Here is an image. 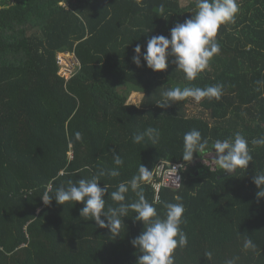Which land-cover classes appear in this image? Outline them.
Segmentation results:
<instances>
[{
  "label": "trees",
  "instance_id": "1",
  "mask_svg": "<svg viewBox=\"0 0 264 264\" xmlns=\"http://www.w3.org/2000/svg\"><path fill=\"white\" fill-rule=\"evenodd\" d=\"M197 0H0V264H136L131 241L143 231L129 210L120 236L80 217L83 203L45 205L43 192L90 179L99 170L123 165L117 177H101L108 187L105 210L119 202L111 192L141 165L154 172L159 161L179 167L181 186L161 187L156 199L152 176L145 198L163 218V203L184 205L181 229L186 247L175 264H264V198H257L254 175L264 173V0H238L235 23L221 25L220 52L189 81L169 64L153 72L132 62L151 36L169 35L196 12ZM165 7L164 15L159 6ZM73 52L69 78L59 73L57 54ZM171 59V58H170ZM222 85L219 100L205 98L195 113L187 98L160 108L162 93L179 86ZM132 92L142 94L131 102ZM194 101V100H193ZM159 129L155 145L132 137ZM199 130L207 152L182 160L183 136ZM81 134L77 140L75 133ZM240 133L253 159L229 175L211 165L212 145ZM208 159V162H205ZM195 193V195H192ZM137 199L129 189L125 203ZM103 219V217H102ZM255 249H245V240ZM211 252L212 257H205Z\"/></svg>",
  "mask_w": 264,
  "mask_h": 264
},
{
  "label": "clouds",
  "instance_id": "2",
  "mask_svg": "<svg viewBox=\"0 0 264 264\" xmlns=\"http://www.w3.org/2000/svg\"><path fill=\"white\" fill-rule=\"evenodd\" d=\"M240 11L238 0H197L196 12L183 23H177L169 30V35L151 36L147 39L144 52L141 53V45L137 44L133 49L132 62L144 66L153 72H161L167 69L169 64H175L176 69L185 74L189 81L195 80L204 71L211 59L220 52V44L215 39L221 25L235 23L236 16ZM165 7L159 6V13L164 15ZM171 58V59H170ZM223 94L222 85H211L205 88L200 87H173L162 93L163 100L157 106L165 108L169 103L183 101L192 98L199 103L205 98L219 100ZM77 140L81 139L79 132L75 133ZM147 137L153 145L160 139L159 129L148 127L143 133L132 137L134 143H141ZM255 145H264V138L254 139ZM208 141L202 138L199 130L193 129L183 136L182 160L190 163L193 154L207 152ZM211 165L218 166L222 172L229 175L237 169L246 170L253 157L250 154L248 141L236 133L234 138L217 140L212 145ZM113 162L116 168L105 171L99 170L90 179H80L76 182L69 180L67 186H61L50 192H43L41 200L45 205H50L53 200L59 205L67 202L83 203L80 209V217L86 220H93L101 229H108L114 238L120 236L123 217H126L129 210L135 213L134 220L143 224V231L135 237L131 244L141 253L136 264H175L174 252L180 247H186L188 238L181 229L183 223L184 205L182 197H173L177 203H163L165 209L163 218L158 214L156 207L150 203L144 195L143 183L152 180L153 172L145 166L138 168V173L128 182H121L117 189L111 192V199L119 202L118 206H109L105 210L106 200L104 196L108 187L99 186L101 177L107 175L117 177L120 175L119 167L123 165L120 155L113 154ZM184 164L180 168H184ZM174 175V182L177 188L181 186L180 177L177 174V167L170 166ZM182 178V177H181ZM253 183L257 187V198H264V173L254 175ZM131 189L137 199L132 203H125L126 193ZM195 195V193H192ZM103 217V219H102ZM256 245L248 239L244 242L245 249H255ZM205 257L211 259L212 253L206 252ZM237 258L228 259L225 264H236Z\"/></svg>",
  "mask_w": 264,
  "mask_h": 264
},
{
  "label": "built area",
  "instance_id": "3",
  "mask_svg": "<svg viewBox=\"0 0 264 264\" xmlns=\"http://www.w3.org/2000/svg\"><path fill=\"white\" fill-rule=\"evenodd\" d=\"M65 53H70V52H65ZM73 54V53H72ZM57 58H59L58 54H57ZM59 60V59H58ZM73 60H75L74 54H73ZM58 63V61H57ZM59 64V63H58ZM76 62L74 63L75 66ZM72 72V71H71ZM60 73V72H59ZM65 76H70L71 74H62ZM170 166H175L177 167V174L180 177L179 183L181 184V174L179 172V167L180 164L179 163H172V162H167V161H159V163L156 165L155 169H154V175H156V178L158 180H154L153 181V187L156 191V199L159 197L158 196V192L160 190L161 187H169V188H177L174 182V175L171 171Z\"/></svg>",
  "mask_w": 264,
  "mask_h": 264
},
{
  "label": "rangeland",
  "instance_id": "4",
  "mask_svg": "<svg viewBox=\"0 0 264 264\" xmlns=\"http://www.w3.org/2000/svg\"><path fill=\"white\" fill-rule=\"evenodd\" d=\"M12 2H14V0H10ZM189 0H180L181 4H186ZM73 53V52H72ZM71 52L70 53H58L59 58H57L58 61V65L60 67V74H71V71L74 68V63L76 62L75 65H79L78 60L76 59L75 55V60H73V54ZM59 59V60H58ZM64 76L66 79L69 78L70 76ZM142 94L140 92H132L129 96V100L131 102H135V103H139L140 99H141ZM198 105L195 103V101L190 100V102L188 101V112L190 113H195L197 110ZM205 162H208V159H205Z\"/></svg>",
  "mask_w": 264,
  "mask_h": 264
}]
</instances>
